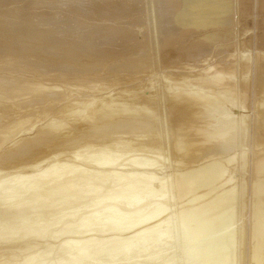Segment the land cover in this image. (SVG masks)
<instances>
[{"label": "bare ground", "instance_id": "6f19581e", "mask_svg": "<svg viewBox=\"0 0 264 264\" xmlns=\"http://www.w3.org/2000/svg\"><path fill=\"white\" fill-rule=\"evenodd\" d=\"M22 1L23 0H0V70H7V65L9 63H10V65H12V66L14 65L15 66L16 65L15 63H17L16 61H19V60L22 61L21 59H19V56L18 55H19V53H22L23 52L22 50H24V47L25 46L26 47L28 46V44H29L28 42H30V43L31 42H34L35 45L29 44L30 46H34V48L37 45H40L39 43H42L43 44L42 47L39 46L41 49L37 52V54H35V56H37V55L40 56V58H38V61H39V59H41V63H42L43 60H44V63H46V65H47V62L46 61H48L47 58L46 57L43 58L41 56L48 55V54H51L53 52L55 53V50L57 51V54H55V55H59L61 53V50L64 47V45L62 47V41L63 40H62L61 37H59L60 35L57 36L58 35L57 34V35L52 36V34H51L49 36V35H45L44 34L45 32L50 33L52 31V29H50L51 28V25L48 22L47 23L50 25V27L47 26L48 29H45L43 27L42 28L39 27L38 24H39V22H41V19H40L41 17H39V16H40V13H42V12H40V10L37 12V10L39 8L38 9L35 8V9H37L36 11H35V9H33L34 11L33 10L32 11H29L30 8L32 7V4L34 5V3H35V5H37L36 2L38 3V1L34 0V2L32 1V3H31V0H30V4L28 3L29 1L28 2L26 1L27 4H29V7H26L25 6V8L23 7V5L20 4ZM39 1H41V0H39ZM65 1L64 2L67 3V1H70V0H65ZM80 1H77V2L79 3ZM84 1H86V0H84ZM89 1L92 2L91 0H89ZM102 1H104V0H102ZM112 1H114V0H111V2ZM137 1H139V0H137ZM232 1H235V0H232ZM245 1L246 2H249L250 0H245ZM60 2H57L56 3L55 0H47V2L45 3V5H47V6L49 5L48 7H50V9L53 6L55 7V9H57V8L60 7V5L58 4ZM70 2H72V1H70ZM86 2H88V1H86ZM101 2H100V4H101ZM111 2L109 1L108 3H111ZM224 2H226V1L225 0H177V4H176V6H174V11H173V8H172L173 6L171 7V5H168L172 9V11H173L172 13L171 12L170 13L171 14H174V15H171V16H173L174 19H179L178 21H180V22H179V24L177 26V29L175 28V30H173V32L171 31L172 34L169 37H166L165 36L166 38L163 39V40L161 38V47L163 48V51H164V53L166 55V58L168 56H170L169 58L170 59L172 58V60H174V59L180 57L179 58V60H180L181 59V56L183 54H185V52L187 50V47L188 46L185 47V43L186 42H189L191 44V46H190L191 48L194 47L193 46L194 43L188 41L187 38L185 39V37L187 36L188 33H194V34L198 33L199 34L200 31H201V29L204 30L207 27H210V28L212 26H217L218 27V25H224V24L227 26L228 23H230L229 22V19H230L229 16L233 12V11H231V10H233V8H232L233 5L232 6L230 5L231 8H232L231 10H230V8L225 9V10L222 9L223 10L222 12H221V10H218V11L211 10V8L217 9L216 7L222 5ZM228 2L230 4V0ZM259 2H260L259 4H261L260 5L261 7L259 8L260 9V12L261 13L262 12L264 13V0H261ZM41 3H43V2L41 1ZM78 3H76V4L78 5ZM82 3H84V5H85V2L82 1ZM82 3H79L80 6H81ZM88 3H86L87 5H85V6H90V5L93 6L94 3H96V1L93 2V5L90 4V3H89L90 5H89ZM105 3H102V4H105ZM127 3H131V2H127ZM135 3H137V2H135ZM166 3H173V1L172 0H153L152 1L151 4L154 5L153 9H155L156 7L157 8L159 7L158 10H157V14H155L156 21H155V19H153L156 23L155 22H151V20H149L150 23H152V24H147L146 21H145V18L142 17V14H141V16H140V13H138L139 15L136 13L135 15H138V17L140 16L139 18H142V20L144 19L143 23L145 22L148 25V27H149V25L152 26L153 23H155V24H157V29H158L157 32L158 31L159 32L160 31H163L162 28L164 26V23H161L162 20L160 21L158 19L160 17V18H163V21H165L164 18L166 19V17H168V15H166L168 13L167 12H163L164 11V7L162 6L163 4L164 5H167ZM76 4L75 5L73 4L75 6V7L72 6L73 9H75L77 7H78L77 9H80V8L83 7V4H82V7L76 6ZM100 4L98 5V8H99ZM145 4H144V6H145ZM39 5H41V4H39ZM39 5H37L36 7H38ZM42 5H44V4H42ZM108 5L109 4H107V6ZM113 5H114V3H113ZM142 5L140 7H144ZM172 5H174V3ZM63 6H65V5L63 4ZM68 6H69V9L68 10H70V7L71 6L70 5H67V7ZM91 6L89 8H91ZM135 6H137V5L135 4ZM139 6H137V7L139 8ZM226 6H227V4H226ZM257 6H258V4H257ZM67 7H65V9ZM101 7H102V9L99 8L98 10H100V11L103 10L104 11L106 9V8H103V6H101ZM113 7L115 8V6H113ZM148 7H150V6H148ZM161 7H163V8H161ZM236 7L238 8V5ZM251 7L253 8V5ZM26 8H29V10H28L29 12L26 11V13H25L24 11H25ZM40 8H42V7H40ZM63 8L64 7H62V9ZM128 8H130V7H128ZM135 8H134V10L136 11ZM147 8H146V10H147ZM170 8H167V9L169 10ZM220 8H221V6H220ZM44 9H48V8H44ZM62 9H61V7L59 8L60 11ZM65 9H63V10L65 11ZM85 9H87V7H85ZM108 9H106V12L104 11V12H100V13L101 14L102 13L103 14L104 13H107V10ZM243 9H245L244 11L247 12L246 8L243 7ZM91 10L92 9H89V12ZM112 10H113V8H112ZM121 10L123 11V8ZM130 10L131 9H129L128 11L130 12ZM42 11H44V10H42ZM60 11H58V13ZM72 11L73 10L71 9V12L69 11V14L72 13ZM75 11H76V9H75ZM75 11L73 13L74 15L77 12V11L76 12ZM113 11H116L117 12L118 10L116 9V10H113ZM119 11H120V8H119ZM135 11H133V12H135ZM239 11H240V9H239ZM244 11H243V14H245ZM87 12L88 11H86L84 13H87ZM94 12H96V10ZM116 12H114V14ZM129 12H126V13H129ZM44 13L45 12H43V14ZM52 13L54 14V10L52 11ZM52 13H48L50 16H48L47 13H46L45 16L52 17L51 16ZM55 13H57V12H55ZM90 13H89V15H90ZM118 13L119 12H117L116 15H118ZM247 13H250V12H247ZM25 14H26V16H28L27 19L29 18L30 21H33V22L36 23V24L33 23L35 25V27H33V28H35V29H28L27 30L26 27L24 28L23 24H26V22H23L22 19H24V15ZM43 14H41V15H43ZM78 14H80V13H78ZM101 14L99 15V11H98V13L96 15H99V17H100V16H102ZM114 14H112V15H114ZM119 14H121V13H119ZM124 14H125V12L122 14V16ZM147 14H151V13H147ZM104 15L107 16V14H104ZM108 15H110V14H108ZM112 15L110 16L109 19H111ZM45 16H44V18H45ZM60 16H63L62 12H61ZM73 16H72V18H73ZM90 16H92V15H90ZM126 16L124 15L121 18H125ZM151 16H153V15H151ZM55 17H56V15H55ZM117 17L115 19L116 21L118 20ZM127 17H129V16H127ZM134 17H136V16H134ZM138 17H136V18H138ZM240 17H241V15H240ZM44 18H42V19L45 20L46 18L45 19ZM63 18H64V16L61 17V19H63ZM82 18L84 19V15H83ZM82 18L79 17L80 20ZM92 18H94V17H92ZM105 18H107V17H105ZM112 18L114 19V16ZM119 18H120V15H119ZM39 19H40V21H39ZM76 19H78V18L76 17ZM109 19H108V21H109ZM146 19L148 20L149 18H146ZM168 19H169V17H168ZM49 20L50 19H48V21ZM59 20H60L59 18L56 19L57 22ZM70 20L71 19L68 18V21H70ZM80 20H78V21H80ZM84 20H86V19H84ZM115 20H112V21L110 20L111 21L110 23H112ZM121 20H123V19H121ZM137 20L139 21V19H137ZM232 20H233V18H232ZM37 21H39V22H37ZM46 21H47V19L45 20V22ZM51 21H52V19H51ZM63 21L64 20H62V21L60 20L59 21L60 24ZM118 21H117V25H118ZM126 21H127V23H129L128 22L129 19L127 20V18H126ZM149 21H147V22H149ZM75 22H77V21H74V23ZM85 22H87V21H85ZM119 22H122V21H119ZM123 22H124V20H123ZM168 22H167L166 25L170 27V25L172 23L171 22L168 23ZM47 23H46V25H47ZM51 23H53V22H51ZM64 23H65V21H64ZM100 23L103 24L104 22H100ZM110 23L108 22L106 24H109L110 25ZM232 23H234V21L231 22V24ZM78 24H79V22H78ZM81 24L82 23H80V25ZM84 24L86 25V23H84ZM95 24L96 23H94V27L98 25L97 26L98 28L96 27L97 28L96 29V28H93L92 27L94 29L93 31H95V29L98 30V29L101 28V26L99 28V24H97V25H95ZM104 24H103V26H105ZM129 24H131V23H129ZM132 24H133V22H132ZM155 24H154V26H155ZM119 25L121 27H118V29L123 27L122 24H119ZM135 25H136V23H135ZM175 25H173L172 28ZM55 26H57V24ZM65 26H66V24H65ZM68 26H70V25H68ZM88 26L89 25L87 24L86 28ZM103 26H102L101 29H105V27L107 25L104 28H103ZM111 26H113V23L111 24ZM161 26H162V28L160 29ZM182 26H185V27H182ZM28 27H30V25ZM59 27L61 29L63 26L61 27V25H60ZM59 27H54V28H56L54 30L55 31L58 30ZM107 27H109V26H107ZM128 27H129V25H128ZM131 27H132V25L129 28H127V29H131ZM155 27H153V28H155ZM169 27H167V28H169ZM65 28H66V30H65V34H66L67 33L66 31H67V28L68 27H65ZM69 28L72 29V27H69ZM76 28H77V26H76ZM86 28L85 27L83 29L81 28L82 29L81 31L83 32L84 29H86ZM164 28L166 29V27H164ZM185 28H186V30H184ZM106 29L108 30V28H106ZM106 29L105 30H102L101 31V34H103L104 31H105V33L108 35L109 33H107V30ZM112 29H114V27ZM112 29L109 30V32L113 33L115 31V30H112ZM118 29H116V31H118ZM63 30H64V27H63ZM146 30H148V29H146ZM149 30H150V28H149ZM151 30H150V32H151ZM224 30H225V28H224ZM28 31L30 33H32V34L30 36L24 37L23 36L24 34L25 35H28L27 34ZM32 31H34L35 33H33ZM90 31H92V30H90ZM116 31H115V35L112 34V35H114L113 38L116 36L117 33H120L119 31L116 33ZM152 31H154V30H152ZM82 32H80V33H82ZM168 32L165 33V34L168 35ZM225 32H227V30ZM262 32H260V35L262 34ZM133 33L135 34L134 31H133ZM154 33H156V32H154ZM92 34L93 33L91 32V35ZM96 34H98V35L95 36V33H94V36L96 37V41H97V38L100 35V30ZM124 34H127V33L124 32ZM130 34H132L131 31H130L129 35L128 34L127 35L130 36ZM201 34H202V32H201ZM205 34H204V36H205ZM225 34H221L220 33V36L225 35ZM66 35L68 36L69 34L67 33ZM117 35L119 36V34H117ZM159 35L163 36L162 34H159ZM159 35L156 38H158ZM228 35H230V33ZM74 36H75V33H74ZM104 36H102V37H104ZM118 36H116V37H118ZM135 36L136 35H134L133 37H135ZM197 36H199V35H197ZM77 37L80 38L79 35ZM82 37H84V36L82 35ZM90 37H92L93 39H95V37H93V35L90 36ZM99 37H101V35ZM108 37L110 38L111 35H108L107 36V39H108ZM151 37L153 38V35ZM76 38H74V39H76ZM87 38H89L88 35H87ZM87 38L84 39V40L89 41ZM104 38H100V39L98 38V39L100 40V42L103 41V40H106L107 42H105V45H103V46H106V47L110 46L112 44L110 42H113L114 41L113 38H112L113 41L107 40L106 39V36ZM122 38H123V36H122ZM127 38H129V37H127ZM130 38H131V36H130ZM261 38H262L261 39L262 40L261 47L264 50V36L261 37ZM118 39H116L117 40V43H113V44H118ZM84 40H82V41H84ZM123 40H124V38H123ZM258 40H259V38H258ZM90 41H91V39H90ZM96 41L95 40L92 41V43H91L92 46H93V42L95 43ZM98 41H97V43H98ZM108 41H109L110 44L108 43ZM125 41H126V39L124 40V42ZM130 41L131 40H129L128 42H130ZM134 41H138V40H136V38H135ZM158 41H157V43H158ZM64 42H66V40ZM78 42H80V41L78 40ZM114 42H116V41H114ZM146 42H148V40ZM245 42H247V41H245ZM68 43L69 42L67 41L66 44L68 45ZM75 43L73 45H71V46H75ZM86 43L88 44L90 42H86ZM102 43H104V42H102ZM119 43H122L120 45L126 44V42L123 43L121 41H119ZM132 43H134V42L132 41ZM106 44H109V45L107 46ZM135 44L136 43H134V45ZM142 44H140V45L137 44V46L139 47ZM175 44L177 46H174ZM197 44L198 43H195L196 46H197ZM120 45L118 46V49L121 47ZM127 45H128V43H127ZM146 45H148V43H146ZM210 45L211 44H209L208 46L202 45V44L201 45H198L199 51L205 49L206 52H207V50H209L210 51L209 53H211ZM86 46H85V48H86ZM88 46L91 47L90 45H88ZM97 46H100V45H97ZM114 46L115 45H113V47ZM137 46H134V48H138ZM156 46H158V45H156ZM78 47L81 48L80 45H78ZM113 47H112V49L115 48V47L114 48ZM243 47H245V46L243 45ZM28 48H30V47H28ZM93 48H95V46H93ZM124 48H126V47H124ZM129 48L127 47V49H129ZM131 48H133V47H131ZM146 48H147V46H146ZM156 48H158V47H156ZM262 48H261V50H262ZM97 49L98 48L96 47V52H97ZM121 49L122 48H120L119 50H121ZM221 49L219 48V50H221ZM72 50H74V49H72ZM85 50H87V49H85ZM111 50H109V51H111ZM258 50H259V48H258ZM261 50L258 51V52H261V53L257 54L258 55V57H257L258 58V62H260L259 70H260V73L262 74L261 75L262 76V79H261L262 81L260 82V85L259 84L258 85L262 89V90L260 89V91H261L262 95L264 96V51L262 52ZM66 51H68V50H66ZM129 51H130V49H129ZM129 51H127V52H129ZM131 51H130V53H131ZM148 51H147V53H148ZM26 52H24V53H26ZM68 52H71L70 49H69ZM99 52H100V48H99ZM116 52L118 53L119 51H116V49H115V52L113 51V53H116ZM123 52H125V51H123ZM134 52H135V50H134ZM188 52H189V50H188ZM225 52H227V50H225ZM88 53H90V52H88ZM109 53L110 52H108V54ZM113 53H112V56H113ZM130 53H128V54H130ZM32 54L30 52V55H32ZM203 54H205V52ZM122 55H120V56H122ZM188 55H190V54H188ZM26 56H27V54H26ZM81 56H83V55H81ZM106 56H108V55H106ZM115 56H116V54H115ZM125 56L123 55L122 56V59H124ZM131 57H133V56H131ZM184 57H185V55H184ZM197 57H198V55H197ZM200 57H201V54H200ZM205 57L206 56H204V58ZM215 57H216V54H215ZM62 58H63V56H62ZM102 58H103V55H102ZM186 58L188 60L189 57H186ZM134 59H135V57H134ZM223 59H225V58H223ZM25 60H28V59L26 58ZM33 60H35V59H33ZM220 60H222V59L220 58ZM228 60H230V57H229ZM228 60L226 62H228ZM29 61H31V60H29ZM127 61H129V60H127ZM180 61H183V60H180ZM196 61H198L196 63L199 64V62L201 60L199 61V59H198ZM204 61H206V60H204ZM11 62H15V63L14 64H11ZM23 62L24 61H22V64H23ZM25 62H24V64H25ZM70 62H73V61H70ZM81 62H82V60H81ZM136 62H138V61H136ZM139 62H140L139 63V66H140V64L142 65V67L145 66V65H143V62L142 63H141V61H139ZM177 62H179V61H177ZM185 62H186V60H185ZM246 62L247 61H245V63ZM51 63H52V61H51ZM60 63H61V61H60ZM98 63H99V61H98ZM104 63H106V61ZM144 63H145V61H144ZM146 63H147V61H146ZM196 63H195V65H197ZM22 64H18L17 65L18 66V70L21 69L20 66ZM99 64H101V63H99ZM119 64H118V67H120ZM128 64H129V62H128ZM130 64H131V62H130ZM136 64H138V63H136ZM162 64H163V62H162ZM185 64H187V63H185ZM230 64H229V66H230ZM28 65H30V64H28ZM63 65H62V67H63ZM65 65H66V63H65ZM73 65H72V67H73ZM108 65H109V63H108ZM115 65H116V62H115ZM127 65H124V66H127ZM147 65L148 64H146V68H147ZM189 65H190V63H189ZM225 65H224V69H226L225 68ZM31 66L32 65H30V67ZM34 66H35L34 68H36L37 63ZM43 66H45V65H43ZM50 66H52V65H50ZM83 66H85V65H83ZM131 66L133 67L134 65H131ZM15 67H14V69H15ZM77 67H78V65H77ZM134 67H137V69H139L138 68V65L137 66H134ZM142 67L140 66V69H139L140 71L145 69V67H144V69H142ZM215 67H216V65H215ZM218 67H219V70L213 69L214 71H212V72H210L211 71L210 70L209 71V74L207 72L208 70L206 71V73H204V72H203V74L201 73L202 75L199 73L200 74L199 77L200 76L201 77L202 76H208V75H212V74L216 76L213 79L210 78L209 79L210 81L205 82L204 85L210 86V83L211 84L212 83L213 84L214 83L220 84V82L222 80L220 79V76H218V75H221L224 72H225L224 73L225 74L224 80H227V79L229 80L230 79V76L231 75H229V74L231 72L230 71L229 72H226L227 69L224 70V69H221L220 66H217V68ZM243 67H245V66H243ZM37 68H38V66H37ZM42 68L43 67L41 66L40 67V70H43ZM53 68H54V65H53ZM71 68H69V69H71ZM87 68L88 67H86V71H87ZM89 68H90V66H89ZM194 68H191V69H194ZM242 68H240V70H242ZM54 69H53V72H54ZM96 69H97V67H96ZM147 69H150L149 68V65H148V68ZM164 69H165V67H164ZM187 69H188V67H187ZM38 70H39V68H38ZM109 70H110V68H109ZM132 70L137 71V70H135L133 68H132ZM45 71H47V68H45ZM92 71H95V70H92ZM127 71H130L129 68H128ZM149 71L150 70H148V72ZM10 72H13V71L11 70ZM15 72H18V71H15ZM40 72L41 71H39V73ZM99 72H102V70H99ZM118 72H120V69L118 70ZM141 72H144V71H141ZM82 73H84V72H82ZM40 74L43 75L42 73H40ZM54 74H55V72H54ZM126 74H128V72ZM135 74L138 75V73H136V72H135ZM145 74H147V73H145ZM150 74H151V71H150ZM236 74H237V72H236ZM241 74L244 75V73H241ZM172 75L174 76V74H172ZM2 76H4V78ZM2 76H1L2 78H0V93L10 92L8 94H11L12 95V98L15 97V99H16L18 96H22V95L29 96L30 94L34 93V91H38L37 93L43 94V95H45V97L50 96V98H47V99H49V100L51 99L52 103L54 104L52 98L56 97V95L54 94L55 92H53L54 91L53 90V87H52V89H48V90H46L45 88H41V87H38L37 88V86L36 87L34 86V83L35 82L32 83V82H30V80L25 81V79H19V78H17L18 77L17 74H16L17 77H15V74H14V76H11V74H10L9 75L10 77H7L6 74H3ZM56 76H58V75H56ZM122 76H125L127 78H124ZM184 76H186V75H184ZM197 76H198V74H197ZM131 77L130 76H127V75H123V74L121 75V74H119V75H117L114 78L115 80L112 79L111 82H113V86H117L119 83H122V85H123V83H126L127 84V83L131 82V79L132 78L134 79V77H132V78ZM191 77H192V75H191ZM104 78H105V76H104ZM137 78L138 77L135 76V79L134 80H136ZM186 78H189V77L187 76ZM49 79H50V77H49ZM180 79H185V78L184 77L183 78L180 77ZM58 80L59 79H57V81L55 80L57 82V84H58ZM92 80H90V82ZM94 80H98V79L95 78ZM108 80H110V79H108ZM149 80H151V79H149ZM165 80L166 79L164 78V81ZM189 80H190V82H195V80L197 81V80H199V78H195L194 80H191V79H189ZM256 80H258V78ZM49 81H52V80H49ZM99 81H101V79H99ZM164 81L162 83H164ZM167 81H168V79H167ZM243 81H244V79H243ZM81 82H83V81H81ZM87 82H89V81H87ZM108 82H110V81H108ZM108 82H106L105 84H99L100 83L99 82V83H97V85H95V83H94V84H90L88 87L91 90H94L93 88H96L99 91L100 90H102V91L105 90L106 91V90H109L108 88L112 89L111 87H113L112 84L110 86L108 84ZM132 82H133V80H132ZM176 82H177V80H176ZM178 82H180V81H178ZM246 82L248 83V81H246ZM60 83H62V82H60ZM63 83H65V81ZM257 83H259V82H257ZM69 84H70V82L68 83V85ZM172 84H173V82L171 83V85ZM53 85H55V84H53ZM168 85H170L169 82H168ZM180 85L182 87L187 86V84H185V82L183 84L181 82L179 84V86ZM56 86H58V85H56ZM84 86H86V85H84ZM119 86H121V85H119ZM145 86H144V88H146ZM175 86H177V85L175 84ZM192 86L193 85H190V87H192ZM60 87H62V86H60ZM63 87H67V86H63ZM76 87L78 89V86H76ZM165 87H167V86H165ZM58 88L59 87H57V90H58ZM233 88L234 87H232V89H229L228 92H230V90H233ZM244 88H245V86H244ZM33 89H35V90L33 91ZM54 89H56V88H54ZM127 89H126V91L127 92L129 91V93H130V90H127ZM245 89H247V88H245ZM78 90H80V89H78ZM82 90H83V88H82ZM39 91H41V92H39ZM225 91H227V90H224L223 92H225ZM241 91H242V89H241ZM246 91H245L244 94H247ZM78 92H77V94H78ZM127 92H126V95H127ZM134 92H136V91L134 90ZM89 93H91V92H89ZM124 93L125 92L123 91V94ZM92 94H93V92H92ZM136 94L134 93V95H136ZM37 95L35 96V98L37 97ZM111 95H113V94H111ZM120 95H122V94H120ZM126 95H125L124 98L121 96L122 98H120L118 100L119 102L116 101L117 100V97H116V100L114 99L115 102H113L115 104H110V105L107 104V103H105V101H102V100H101L102 103L98 102L97 100H91V102H82V101L80 102L79 101V102H76V103H74V101H73L74 104H71V105H68L67 106V108L65 109L66 112H65V114L63 116L61 115L60 117H57L58 119L54 120V122H52L51 124L45 125V127L42 128L41 131H43V129H46V128H48V130L50 131V130H52V127L53 126H56L57 128H60V127H63L64 128V125L67 124V123H69V122H72V120L73 121L75 120V122L73 123V124H75V123H78L80 121V119H85L87 117H89L90 119H92V118H94V115L92 114L93 111L96 112L98 109H101V108H104V109L106 108V110H107V109H109V108L112 107L111 110L109 111L111 113L109 115H107V116H112V119H114V120L109 119V117H107V120H106L105 117H101V119L106 120L105 122H107V123H109L111 125L110 129L109 130H106L104 132V134L101 135V139L96 138L94 140L87 141L86 143H84V141L82 140L83 143H84V145L81 146V144H82L81 143V144L76 145L77 146L76 148L74 146L73 147L74 149H72L71 154H73L75 156L76 155L77 156H81L83 152L86 153V152H90L92 150H94L92 152L100 151V152L105 153V154H110L109 152L112 151V150L118 151L119 150V146L123 145V143H127V142L130 143L131 141H133V142L135 141L136 142L137 139L142 138L143 140H141V141H143L142 142L143 143V145H142L143 148L140 151H143V149H145L146 151H144V152H147L150 149L156 148L157 150L156 151H153V154H158L159 155L161 153V150H162V146H160V145H162V141H163L161 139L162 138V135L160 136L157 133V131H159V130L156 131V129H155L156 126H157L156 124H158V123H156V121L158 119V115L159 116H162L160 114L159 109L157 107H153L151 109L149 106H141L143 104H142V99H140V98H139V100H141V101L137 100V101H139L138 103H136V99L133 98L135 100V104L134 105H133V103L132 104L127 103V102L132 101L133 99H130L128 97L127 99L128 100L130 99V100L127 101V99H126L127 96ZM130 95L131 96H134L132 94H130ZM198 95H199V93L198 94L197 93H194V94L189 95V96L188 95H183V96H185V99L182 100V103L180 102V103L174 104L175 102L172 101L173 104H172V106H170V108H171L170 109L171 114L168 117H166V120L168 122V125L167 126H169L168 129L170 130L167 133V135H168L167 136V139H168L167 143L168 144H166V149H168L169 152L173 155V158L175 159L174 162H176L181 167H184L186 169L190 165H193V164H196V165L197 164H201L202 161H205V160L210 159V158H213V160L214 159H221V160L225 159V161H223V163H222V166L224 164L228 165L231 162L233 163V161L236 160L237 157H239V155L238 154L234 155L235 154L233 152L234 151V147H233L234 146V139H233L234 138V135H233V137L231 136L233 131H231L232 128H230L229 124H226L228 122V120L231 119V113H228V110L229 109L231 110V107H230L231 106L230 105V102L231 101L227 100L226 98H225L226 100L224 99L223 101H219L218 98H217L218 100H214L213 96H208L207 95V96H205V98H203L201 95H199V96ZM212 95H215V94H212ZM226 95H227V97L229 96L228 93H226ZM136 96H134V97H136ZM263 96H262V98H259V101L261 99V101L259 102V105H258L259 106V112H258V109H257V115L259 114L258 115L259 118L256 117L261 122L262 126L261 125L260 126L262 128H264V125H263L264 124V122H263L264 121V97ZM4 97H5V95H4ZM146 98H145V100H146ZM175 98H176V96H175ZM175 98H173V99H175ZM98 99H99V97H98ZM101 99H103V98H101ZM23 100H25V99L23 98L22 101ZM110 100H111V103H112V99H110ZM8 101H7V103H8ZM19 101H21V100H19ZM19 101L17 100V102H19ZM150 102H152V100H150ZM199 102H201V104H199ZM7 103H6V105H7ZM11 103H12V101L10 102V104ZM24 103H27V102H24ZM49 103L50 102L48 101V104ZM57 103H55V104H57ZM146 103L144 105H146ZM169 103L171 104V100H170ZM28 104L29 103H27L26 105H23V106H25L24 107L25 110L22 109L23 106H21V105H20L21 107L18 106L19 104H16L18 106L16 108H21V111H22L21 114L22 113L26 114V113L30 112L31 109L33 108V107L31 109L28 108L29 109L28 110L26 107L31 106V105H28ZM155 104H157V103H155ZM155 104L154 105L151 104V105L156 106ZM231 104H233V102H231ZM35 107H37V105H35ZM39 107H43V105H41ZM46 108H47V106H46ZM16 110H18V109H16ZM43 110H45V109H43ZM19 111L20 110H18V112ZM15 112H17V111H15ZM41 112H43V111H41ZM24 114H22V115H24ZM28 114H30V113H28ZM28 114H26V116L24 115L25 117L24 116L22 118L19 117L18 118L19 120L17 122L8 123V124L7 123L6 124L5 123H2V124H5V125H1L0 126V150H2L11 140L15 139L19 135L24 134L25 133V130H26L24 127H26V126L27 127H30L31 126V128L33 129L35 127V125L37 126V124H38V122H37V124H35L36 121H38V120L41 121V118H39V117H35V118L28 117L27 118V116H30ZM113 117H115V118H113ZM162 117H160V118L162 119ZM158 120H160V119H158ZM2 121H0V123ZM259 121H258V123L260 124ZM56 122H57V124H55ZM160 122H161V120H160ZM160 122H159V124H160ZM80 123H81V121H80ZM100 123H102V122H100ZM89 124H92V123L90 122ZM159 124H158V126H159ZM106 125H108V124H106ZM90 126H89L88 134H86L87 135L86 138H88V139H91L92 138V133H94L93 130H91L92 127H90ZM104 128H101V129H104ZM23 131H24V133H22ZM259 131H261V128L259 129ZM262 131H263V129H262ZM32 133H30V134H32ZM229 133H231V135H229ZM261 133H264V132H261ZM159 134H162V133H159ZM255 134L258 137L257 146L263 148L264 147V137H262L261 135L259 136L257 132ZM68 135H71V132H68ZM68 135H67L66 138H68L69 140L68 141H65V142H62L61 140H59V138L58 139L54 138L51 141H44V139H38L37 138L38 136L36 137V136H32V135L30 136L29 135V136H27V138H23V139H20L18 141V142L21 143V146H19L18 148L13 149L12 148L13 146H10V147H8V149H5L4 148L5 150L3 152L4 153L3 155H2V153H0L1 154L0 155V192L2 193V191H1L2 189H5L4 191L10 192V191H13L12 188H14V190L16 189V194L18 193L22 197L26 194V196H24L25 198H19L15 203H12V204H10L8 206L2 205V208L0 210V245L3 242H5L6 240H14V239H16L15 240V243H16V241L18 240L17 238H19L22 233L24 234V232L26 234L27 233H30V232H33V233H36L37 235H39V234L42 235L44 233L46 234V232H48V231H49L48 233H50V232H52V228L53 227H56L61 221H63V219L66 216H68L70 218L77 217V219L75 221L70 222V223L67 222L61 228H59L57 230L56 229L53 230V232H54L55 235H52L51 234V236H53L54 239H61V241L58 243V246H57L56 249H55V246H53V244L50 243V244H46L45 246L42 245V250H40V249L37 248L36 250H34V251H32V252L29 253L28 251L33 250L34 247H33V244H32V246H30L31 244L30 245L28 244V245H24L25 247L18 248L19 252L21 251L23 253V255H22L23 258H22V256L19 253H17V255L19 254L20 255L19 256L20 258H17V255L15 253H12L11 251H9V250H12V249H9L10 247L8 248V250H5V251H2L4 249L3 248L1 250L2 252H0V264H16L18 262V260H23V259L26 260L29 264H116V261H119L120 256H122V254H124V253H127L129 250H136L137 251V250L144 249V248L146 250H155L153 247H150V246L153 245V244L156 245V246H157V244L159 245V242L161 241L162 238H164L165 236L166 237H169L170 234L173 231H176L175 230L176 229V226L180 228V233L179 234H181V236L178 233H177L178 236L176 234L177 237H179V236L181 237V242H180V244L178 242V244L180 245V247L182 246V247H184V248L187 249V250H185L186 251L185 252L186 253L185 258L182 257V258H184V260L181 261L183 264H235L234 261H233L234 258L232 257L233 254L232 255H229V251L232 250V246H231L232 245V239L230 238V236L232 235V231H233L232 230L233 227H231V226H232V224L234 222L235 223L237 222V220H236L237 216H236L235 213H237L236 212V210H237V204L239 203L238 202V198H237L238 197V194L237 193L240 190L238 192H237V190H235V188L234 189H230V190H226V191L222 192V194L217 195V197H214L211 200L206 199V197H208V196L206 194L207 192H204L205 189L203 190V188L205 187L203 185L204 182L202 183V181L204 180V177L202 178L200 176L201 175L208 176L207 179H210V178L212 179L213 177H217V176H214V174L211 176L210 175L211 174L210 172L208 174H206V175H205V173L204 174L203 173L201 174L200 172L198 173V171H197L198 168L196 170H189V172L186 171L187 173H184L185 172V169H184V172H182L183 174L182 175L180 174V178L178 177L177 181L175 180L176 183L173 184V185H170V182H167V183L166 182H162L163 180H160V179L163 178V177H161L160 179H157L158 177L156 175H153V174L150 175L147 172H145L146 170H144V169H143L144 170L143 171L142 169L139 170V169H134V168L132 169L131 172H128V173L127 172L125 173L126 170L124 172H119V171H121L120 169H118L119 171H116V170H112L111 168H109V169L103 168V170L101 168H99V169H101V171L98 170V173H95L96 172L95 170H94L95 172L84 171V170H82V172L80 170H79L80 172L74 170L75 172H73L71 170L72 172L70 171L71 172L70 173L68 171V168L65 169V167H66L65 165L63 167H60L56 163L54 165V167H53V170L51 171V174H49V175H44V174H42V175L35 174L34 175V174H27L26 173L27 170H29L28 168L35 169V168L39 167L40 164L42 163V161H44V160L47 161V160H50V159H57L58 156H61L63 154L64 149H59V148H61L60 145L70 142L71 139H70V137ZM155 135L157 137H155ZM36 138H37V140L36 141H33ZM163 139H164V137H163ZM95 141H97V142H95ZM98 142H100V143H98ZM12 143H13V141H12ZM70 143H72V142H70ZM244 143H242V142L240 143L239 142L238 144H244ZM65 147H66V144H65ZM78 147H80V148L78 149ZM94 147H97V148H94ZM113 147H115V148H113ZM60 150H62V151H60ZM5 151H6V153H5ZM54 152L55 153L57 152V153L55 155H52V154H54ZM240 154H242V153H240ZM148 159H149L148 161H144L142 163L139 162L138 159H134V160H131V162H132L131 164H135L134 165L135 167L139 166L137 168H143L146 165L153 167L154 164H155L154 162H156V161H154L155 159H153V160H150L151 158H148ZM46 161H44V162H46ZM214 161H216V160H214ZM207 162L209 163V161H207ZM255 162H257V161H255ZM208 163H206V164H208ZM217 163H218V161H217ZM134 166H132V167H134ZM214 166H216V165H214ZM255 166H256V169H257V171L259 173L264 172V156H262V158L260 157V159L258 160V162H257V164ZM199 167H200V165H199ZM194 168H196V167H194ZM8 169H10L11 171L10 170L7 171ZM63 169H65L64 170V173H62L63 172ZM205 169L207 170L206 167H205ZM208 169H210V168H208ZM147 170H149V169H147ZM178 170H180V169H178ZM218 170L219 169H217L216 171H218ZM222 170L220 168V170L217 172V175L220 174L219 172H222ZM196 171H197V173H196ZM210 171H212V170H210ZM213 171L215 173V170H213ZM60 173H62V174H60ZM57 177H58V179H57ZM23 178L24 179H28L29 181L27 180L28 182L22 184L20 187H16V186L14 187L13 186L11 188L12 185L10 186V183H12V182L14 183L15 181H17L19 183V180H22ZM44 179H47V180H44ZM207 179H205V180H207ZM153 180L159 182V185H160L159 192H156L155 193V192L152 191L154 189L153 188L154 186H151V183L153 182ZM164 180H165V177H164ZM21 183H22V181H21ZM173 186L175 187V190L177 192V197H178L179 201H182V202L183 201L184 202L187 201L188 202V200H190L189 203H190V205H192V206H190L187 203L188 205L187 204L186 205L187 206H190V207L187 210L184 209L185 211L184 210L182 212L179 211L180 213H178V214H180V216L176 219V221H174V222H176V226L173 223V216L166 215L165 217H163V215L168 210H170V208L172 207V205L170 207L168 206V201L169 200L167 202L165 200L169 197L167 194H171L172 193ZM223 186H221L220 188H222ZM263 186H262V184H257L255 186V190H254L255 195L257 196L256 197L257 199L255 200V204H254V211H253V216L254 217H253L252 226H251L252 227V238H253V241H254V243L252 245V247H253V249H252L253 253H252V257H251L252 260L254 261L253 264H264V206H263L264 204H262V203H264V201L263 200H260V198H262L263 195L261 197L259 196V195H261L263 193V190H264L263 189ZM206 188H207V186H206ZM220 188L217 189V190H220ZM242 191H243V189H242ZM174 192L175 191H173V193ZM202 192H204V193H202ZM212 192H210V193H212ZM155 195L157 196V198L160 197L159 200H156L157 201L156 204H153V202H148V203H145V204H141L147 198H149L150 196L151 197H156ZM20 196H18V197H20ZM187 197H189V198L186 199ZM103 203H107V204L105 205V207H103V209H99L100 208L99 205H101ZM240 203H242V202H240ZM242 206H244V204ZM83 207L86 208L85 213H79L83 209ZM26 208H32V209H34L35 210V213H37V214H35L34 216L29 215L28 212L25 211ZM91 208L93 210H90ZM52 209H55V210H52ZM50 211H52V212H50ZM21 224H23V225H21ZM226 226H230V227H228L225 231L220 230L222 227H226ZM15 227H17V228H15ZM241 227L242 226H240V228ZM179 228H177V229H179ZM131 229H133V230L131 232H128ZM97 232H103V233H106V234L103 235V236L97 235V237H95V235H92L93 238L88 236V234L97 233ZM86 234H87V236H80V235H86ZM218 234L220 236H218ZM172 237H173V235H172ZM234 239H236V236L234 237ZM172 241H174V239ZM162 242H160V243H162ZM149 244H151V245H149ZM11 245L13 246V244H11ZM171 245L172 244H170L169 241H168L167 246L170 247ZM3 246H6V245H3ZM7 246H9V243H8ZM17 246H18V244H17ZM55 250H58V252H56L55 255L53 256V258L50 259L51 253H53V251H55ZM182 250H183V248H182ZM141 252H143V251H141ZM24 253H25V256H24ZM22 264H24V261H23Z\"/></svg>", "mask_w": 264, "mask_h": 264}, {"label": "rangeland", "instance_id": "374dc122", "mask_svg": "<svg viewBox=\"0 0 264 264\" xmlns=\"http://www.w3.org/2000/svg\"><path fill=\"white\" fill-rule=\"evenodd\" d=\"M27 1H29L28 3L30 4V0H23L20 4L21 5H23V7L25 8V6L26 7H29V4H27V2L25 3V2ZM32 1L34 2V0H31V3H32ZM36 1H38V3L36 2V4L37 5H39V4H44L45 5V3L47 2V0L45 1V0H41L43 3H41V1H39V0H36ZM61 1V2H60ZM65 1V0H64ZM63 0H55V2L57 3V2H60V3H58L59 5H60V7H61V9H62V7H64L63 9H65V7H67V5H70L71 7H70V10H68L69 9V6L65 9V11L62 9L61 11L59 10V8H57V9H55V7L53 8H51L50 9V7H48L47 5H39L38 7H36L37 5H35V3H34V5L32 4V9L30 8V10H29V8H26L25 9V13H26V11H32L33 9H35V8H39L38 10L37 9H35V11L37 10V12L40 10V12H42V13H40V16L39 17H41L40 19H41V22H39L40 21V19H39V21H37V22H39V27L40 28H45V29H48V27H50V25H51V28L50 29H52V31L50 32V33H48V32H45L44 34L45 35H51L52 34V36H54V35H57V36H59V37H61L62 38V47H63V45H64V47H63V49L61 50V53L59 54V55H55V54H57V51L55 50V53L53 52V53H51V54H48V55H43V56H41V57H43V58H47V60L48 61H46L47 62V65H46V63H44V60H43V62L41 63V59H39V61H38V58H40V56H35V54H37V52L41 49L39 46H43V44L42 43H39L40 45H37L35 48H34V46H30L29 44H31V45H35V43L34 42H28L27 44H28V46L26 47H24V50H22L23 52L22 53H19V59H21L22 61H26L25 62V64H24V62H23V64H22V61H20L19 59V61H16L17 63H15V62H11V64H16L14 67H15V69H14V67L12 66V65H10V63L7 65V70H0V78H4V76H2L3 74H6V76L7 77H10L9 75L11 74V76H14V74H15V77H17V78H19V79H25V81H27V80H30V82H32V83H34V86L36 87L37 86V88L38 87H41V88H45L46 90H48V89H52V87H53V92H55L54 94L56 95V97H54V98H52L53 99V102H54V104L52 103V101H51V99L49 100V99H47V98H50V96H47V97H45V95H43V94H40V93H37L38 91H34L35 89H33V91H34V93H32V94H30L29 96H26V95H22V96H18L16 99H15V97L14 98H12V95L11 94H8V93H10V92H5V93H0V95L2 96H0V98L2 99H0L1 101H0V121H2L1 123H0V126L1 125H5L6 123L8 124V123H14V122H17L19 119V117H23L24 115L26 116V114H28V113H30V114H28V115H30V116H27V118L28 117H31V118H35V117H39V118H41V121H36V123L35 124H37V122H38V124H37V126L35 125V127L32 129L31 128V126L30 127H24L26 130H25V133H24V131L22 132V133H24V134H22V135H19L18 137H16L15 139H13V140H11L4 148L5 149H8V147H10V146H13L12 148L13 149H16V148H18L19 146H21V143L20 142H18L20 139H23V138H27V136H38L37 138L38 139H44V141H51V140H53L54 138H56V139H58L59 138V140H61L62 142H65V141H68L69 139L68 138H66L67 137V135H68V132H71V135H68L69 137H70V142H72V143H70V142H68V143H65L66 144V147H65V144H62V145H60V147L61 148H59V149H64V151H63V154L61 155V156H58L57 157V159H50V160H44V161H46V162H44V161H42V163L40 164V166L39 167H37V168H35V169H31V168H28L29 170H27V174H40V175H42V174H44V175H49V174H51V171L53 170V167H54V165L57 163V165H59L60 167H63L64 165L66 166L65 167V169H67L68 168V171L70 172L71 170L73 171V172H75V171H78V172H82V170H84V171H91V172H95V173H98V170H100L101 171V169L103 170V168H105V169H109V168H111L112 170H116V171H119L118 169H120L121 171H119V172H124L125 170V173L127 172H131L132 171V169L134 168V169H144V170H146L145 172H147L148 174H150V175H156L158 178L157 179H160L161 177H163V178H161L160 180H163L162 182H170V185H173V184H175L176 183V181H177V179H178V177L180 178V174L182 175L183 173L182 172H184V169H185V172L184 173H187V172H189V170H196L197 168V171H198V173L200 172L201 174L203 173H205V175L206 174H208L209 172L211 173L210 175L212 176L213 174H214V176H217V177H213L212 179L210 178V179H207L208 178V176H204V175H201L200 177H204V180L202 181V183L204 182V188H203V190H204V192H207L206 194H207V196L208 197H206V199H208V200H211L212 198H214V197H217V195H220V194H222V192H224V191H226V190H230V189H234L235 188V190H237V194H238V204H237V210H236V212L237 213H235L236 214V216H237V218H236V220H237V222L235 223H233L232 224V226L231 227H233V231H232V235L230 236V238L232 239V250H230L229 251V255H232V257L234 258V263L235 264H253V260H252V253H253V251H252V249H253V247H252V245H253V243H254V241H253V238H252V221H253V211H254V204H255V200L257 199L256 197V195H255V192H254V190H255V186L257 185V184H262V186L264 185V172H261V173H259L258 171H257V169H256V164H257V162H258V160L260 159V157L262 158V156H264V147L262 148V147H258L257 146V140H258V137L256 136V132L258 133V135L260 136H262V137H264V133H261V132H264V128H262L261 126H262V124H261V122L259 121V114L257 115V109H258V112H259V102L261 101V99H260V101H259V98H262V93H261V91H260V82L262 81L261 79H262V74L260 73V70H259V65H260V62H258V55L257 54H259V53H261V52H258L259 50H261V43H262V38L261 37H263L264 36V13L262 12H260V5L261 4H259L260 2L259 1H261V0H250L249 2H246L245 0H235V1H232V0H230V4H229V0L227 1V0H225L226 2H224L222 5H220L221 6V8H220V6H218V7H216L217 9H215V8H211V10H213V11H218V10H221V12L223 11V10H225V9H228V8H230V10L233 8V10H231V11H233L231 14H230V16H229V18L231 19H229V22L230 23H228V25L226 26L225 24L224 25H218V27L217 26H212L211 28L210 27H207V28H205L204 30L203 29H201V31H200V33L198 34V33H196V34H194V33H188L187 34V36L185 37V39L187 38L188 39V41H190V42H192V43H194V47H190L191 46V44L189 43V42H186L185 43V47H187V50H186V52H185V54H183L182 56H181V59L180 60H183V61H180L179 60V58L180 57H178V58H176V59H174V60H172V58L170 59L169 57L170 56H168L167 58H166V55H165V53H164V51H163V48L161 47V38H162V40L163 39H165L166 37H169L171 34H172V32H173V30H175V28L177 29V26H178V24H179V22L180 21H178L179 19H174L173 18V16H171V15H174V14H171L173 11H174V6H176V4H177V0H172L173 1V3H174V5H172L173 3H166L167 5H162L163 7H164V11L163 12H167L168 14H166V15H168V17H169V19H168V17H166V19L164 18V20L165 21H163V18H160L159 17V19L158 20H162L161 21V23H164V26H163V28L164 27H166V29L164 28H162V26L160 27V29L162 28V30L163 31H158L157 32V24H155L156 22V19H155V14H157V10H158V8L155 10V9H153V7H154V5L153 4H151L152 3V1L153 0H139V1H137V0H114V1H112L111 2V0H104V1H100V0H91L92 2H90L89 0H86V1H88L90 4H92L93 5V2H95L96 1V3H94V5L93 6H91L88 2H86V1H84V0H70V1H72V2H70V1H67V3H65ZM77 1H80L79 3H82V1L83 2H85V5H87L86 3H88L90 6H91V8H89L90 6H85L84 5V3H82L83 4V7H82V4H81V6H80V4L77 2ZM111 2V3H108V2ZM143 1V2H142ZM40 2V3H39ZM64 2V3H63ZM75 2V3H74ZM100 2H101V4H100ZM106 2V3H105ZM121 2V3H120ZM127 2H131V3H127ZM133 2V3H132ZM135 2H137V3H135ZM238 2V3H237ZM242 2V3H241ZM23 3V4H22ZM71 3V4H70ZM76 3H78V5L76 4ZM102 3H105V4H102ZM113 3H114V5H113ZM118 3V4H117ZM137 5V6H139L140 4L142 5V6H144V4H145V6L144 7H140L139 6V8L137 7V6H135V4ZM235 5H234V4ZM244 3V4H243ZM247 3V4H246ZM63 4L65 5V6H63ZM76 4V6H79V7H82V8H80V9H77V8H75L76 9V11H75V9H73V7L72 6H74V5ZM100 4V6H99V8L100 9H102V7L101 6H103V8H106V9H108L107 10V13H104V14H107V16H105L103 13L101 14L100 12H106V9L103 11H100V10H98L99 8H98V5ZM107 4H109L108 6H107ZM111 4V5H110ZM150 4V5H149ZM226 4H227V6H226ZM257 4H258V6H257ZM97 5V6H96ZM153 5V6H152ZM168 5H171V7L173 8V11H172V9L168 6ZM232 6V8H231V6ZM238 5V8L236 7ZM253 5V8L251 7ZM13 6V5H12ZM47 6V7H46ZM95 6V7H94ZM112 6V7H111ZM113 6H115V8L113 7ZM136 8H135V7ZM148 6H150V7H148ZM235 6V7H234ZM34 7V8H33ZM40 7H42V8H40ZM75 7V6H74ZM85 7H87V9H85ZM97 7V8H96ZM128 7H130V8H128ZM147 8V10H146V8ZM152 7V8H151ZM163 7H161V8H163ZM170 8L169 10L167 9V8ZM223 7V8H222ZM243 7L244 8H246V10H247V12H250V13H247L246 11H244L245 9H243ZM44 8H48V9H44ZM84 8V9H83ZM94 8V9H93ZM96 8V9H95ZM112 8H113V10H118L117 12H119V13H121V14H119L118 13V15H116L117 14V12L116 11H113L112 10ZM119 8H120V11H119ZM123 8V11L121 10ZM134 8L136 9V11L134 10ZM139 10H138V9ZM151 8V9H150ZM242 8V9H241ZM250 8V9H249ZM252 8V9H251ZM44 10V11H42V10ZM71 9L73 10L72 11V13H70L72 16L74 15L73 13H74V11L76 12L75 13V15L73 16V18L75 19H73L72 18V16L69 14V11L71 12ZM89 9H92L90 12H89ZM126 9V10H125ZM129 9H131L130 10V12L128 11ZM223 9V10H222ZM239 9H240V11H239ZM48 10V11H47ZM54 10V14L56 15V17H55V15L52 13V11ZM60 11L59 13H58V11ZM81 10V11H80ZM96 10V12L98 13V11H99V15L101 14L102 16H100L99 17V15H96L97 13L96 12H94ZM98 10V11H97ZM111 10V11H110ZM125 10V11H124ZM160 10V9H159ZM168 10V11H167ZM236 12H235V11ZM242 10V11H241ZM28 11V12H29ZM34 11V10H33ZM68 11V12H67ZM83 11V12H82ZM86 11H88L87 13H84V12H86ZM133 11H135V12H133ZM139 11V12H138ZM151 11V12H150ZM156 11V12H155ZM243 11H244V13L245 14H243ZM27 12V13H28ZM43 12H45L44 14H43ZM55 12H57V13H55ZM61 12H62V14H63V16H64V18L63 19H61V17H63V16H60V14H61ZM65 12V13H64ZM94 12V13H93ZM110 12V13H109ZM114 12H116L115 14H114ZM125 12V16L127 15V16H129V17H125V18H121V17H123L122 16V14ZM126 12H129V13H126ZM155 12V13H154ZM171 12V13H170ZM46 13H47V15L48 16H50L48 13H52L51 14V16L52 17H47V16H45L46 15ZM68 15H67V14ZM78 13H80V14H78ZM84 13V14H83ZM89 13H90V15H92V16H90L89 15ZM138 14V13H140V16H141V14H142V17L143 18H145V21H146V23L147 24H152V23H150V21L149 20H151V22H155V23H153V27H155V28H153L151 25H149V27H148V25L144 22L143 23V21H144V19L142 20V18H139L138 17V15H135V14ZM147 13H151V14H147ZM154 13V14H153ZM235 13V14H234ZM242 13V14H241ZM41 14H43V15H41ZM59 14V15H58ZM79 16H78V15ZM84 15V19H86V20H84L82 17H83V15ZM108 14H110V15H108ZM112 14H114V15H112ZM251 14V15H250ZM54 15V16H53ZM66 15V16H65ZM87 15V16H86ZM89 15V16H88ZM95 15V16H94ZM112 15V17L114 16V19L111 17V19H109L110 18V16ZM119 15H120V18H119ZM151 15H153V16H151ZM238 15V16H237ZM240 15H241V17H240ZM246 15V16H245ZM44 16H45V18L47 19V21L45 22V18H44ZM59 16V17H58ZM71 16V17H70ZM82 16V17H81ZM118 16V17H117ZM134 16H136V17H138V18H136V17H134ZM236 16V17H235ZM27 17L28 16H26V14L24 15V19H22L23 20V22H26V24H23V26H24V28L26 27V29L28 30V29H35V28H33V27H35V25L33 24V23H35V22H33V21H30L29 20V18L27 19ZM76 17L78 18V19H76ZM79 17L80 18H82L81 20L79 19ZM92 17H94V18H92ZM105 17H107V18H105ZM116 17H117V19L119 20V21H122V22H119L118 20V25H117V21L115 20L116 19ZM153 17V18H152ZM42 18H44L45 20H43ZM60 19L61 21L62 20H64L65 21V23H64V21L63 22H61V24H60V20L57 22L56 21V19ZM68 18L69 19H71L70 21H68ZM92 18V19H91ZM102 18V19H101ZM126 18H127V20L129 19V23H131V24H129V23H127V21H126ZM146 18H149L148 20L146 19ZM171 18V19H170ZM232 18H233V20H232ZM249 20H248V19ZM48 19H50L49 21H48ZM51 19H52V21H51ZM54 19V20H53ZM67 19V20H66ZM108 19H109V21H108ZM121 19H123L124 20V22H123V20H121ZM137 19H139V21L137 20ZM141 19V20H140ZM153 19H155V21L153 20ZM239 19V20H238ZM78 20H80V21H78ZM112 20H115V21H113L112 23H113V26H111V24L112 23H110ZM175 20V21H174ZM242 20V21H241ZM245 20V21H244ZM28 21V22H27ZM44 21V22H43ZM53 22V23H51V22ZM67 21V22H66ZM74 21H77V22H75L74 23ZM85 21H87V22H85ZM94 21V22H93ZM107 21V22H106ZM126 21V22H125ZM138 21V22H137ZM142 23H141V22ZM147 21H149V22H147ZM171 22L172 24L170 25V27L169 26H167L166 24H167V22ZM234 21V23H232L231 24V22H233ZM240 21V22H239ZM244 21V22H243ZM43 22V23H42ZM50 24H48V23ZM71 22V23H70ZM73 22V23H72ZM78 22H79V24H78ZM98 22V23H97ZM100 22H106V23H110V25L109 24H104L105 26L107 25V26H109V27H105V26H103V24L102 23H100ZM132 22H133V24H132ZM168 22V23H169ZM46 23H47V25H46ZM55 23V24H54ZM64 23V24H63ZM78 25H77V24ZM80 23H82L81 25H80ZM84 23H86V25L84 24ZM94 23H96L95 25H97V24H99V28H100V26H101V28H102V26H103V28L105 27V29L106 28H108V30H107V33H109L108 35H111V37L109 38L108 37V39H107V34L105 33V31H104V33L103 34H101V31L102 30H105V29H98V30H96L98 27V25L97 26H95L94 27ZM116 23V24H115ZM127 23V24H126ZM135 23H136V25H135ZM139 23V24H138ZM141 23V24H140ZM28 24V25H27ZM36 24V23H35ZM54 24V25H53ZM57 24V26H55ZM59 24V25H58ZM63 24V25H62ZM65 24H66V26H65ZM74 24V25H73ZM87 24L89 25L87 28H86V26H87ZM115 24V25H114ZM119 24H122L123 25V29L122 28H119L118 29V27H121ZM127 26H126V25ZM154 24H155V26H154ZM176 24V25H175ZM30 25V27H28ZM53 25V26H52ZM61 25V27L63 26L64 27V30H63V27L60 29V26ZM68 25H70V26H68ZM84 25V26H83ZM126 27H125V26ZM128 25H129V27L132 25V27H131V29H127V28H129L128 27ZM173 25H175L173 28H172V26ZM233 25V26H232ZM48 26V27H47ZM76 26H77V28H76ZM142 26V27H141ZM224 26V27H223ZM47 27V28H46ZM54 27H59V31L58 30H54V29H56V28H54ZM65 27H68L67 28V33L70 35H66L65 34V30H66V28ZM69 27H72V29H70ZM86 28V29H84V31L82 32L81 30L83 29V28ZM90 27V28H89ZM96 28L95 29V31H93L94 29L93 28ZM114 27V29H112V28ZM138 29H137V28ZM152 27V28H151ZM167 27H169V28H167ZM182 27H185V26H182ZM215 27V28H214ZM228 27V28H227ZM233 27V28H232ZM82 28V29H81ZM92 28V29H91ZM148 29L149 30V28H150V30L152 29V30H154V31H152L151 30V32H150V30L148 31V30H146V29ZM172 28V29H171ZM214 28V29H213ZM217 28V29H216ZM224 28H225V30H224ZM115 30L116 31V29H118V31L120 32V33H117L118 31H116V33L117 34H119V36L121 37H119L117 34H116V36H118V37H114L113 38V36L115 35V31L113 32V33H111V32H109V30ZM121 29V30H120ZM126 29V30H125ZM134 29V30H133ZM171 29V30H170ZM188 29V28H187ZM212 29V30H211ZM219 29V30H218ZM61 30V31H60ZM63 30V31H62ZM72 30V31H71ZM75 30V31H74ZM86 30V31H85ZM90 30H92V31H90ZM99 30H100V35H101V37H99L98 36V38L100 39V38H104L105 36H106V39L107 40H109V41H116V42H110V43H117V40L116 39H118V44L120 45V44H122V43H119V41H121V42H123V43H125L126 42V44H124V45H120L121 47L120 48H122L121 50H119L118 49V44H113V45H115L114 47H113V45L111 44L110 46H108L110 43H109V41H108V43L109 44H106L108 47H106V46H103V45H105V42H107L106 40H103V41H101L100 42V40L97 38V41H98V43H97V41H96V37L95 36H97L98 34H96L97 32H99ZM142 30V31H141ZM170 32H168V31ZM183 30V29H182ZM184 30H186V28L184 29ZM227 30V32H225ZM123 31V32H122ZM130 31L132 32V34H130V36H131V38H130V36H128L129 35V33H130ZM133 31L135 32V34L133 33ZM172 31V32H171ZM190 31V30H189ZM215 31V32H214ZM219 31V32H218ZM224 33H223V32ZM263 31V32H262ZM33 33H35L34 31H32ZM71 32V33H70ZM80 32H82V33H80ZM91 32L93 33L92 35H93V37H95V39H93L92 37H90V36H92L91 35ZM124 32H126L127 34H124ZM154 32H156V33H154ZM168 32V35L167 34H165V33H167ZM201 32H202V34H201ZM212 32V33H211ZM232 32V33H231ZM260 32H262V34L260 35ZM74 33H75V36L77 37L78 35L80 36V38L79 37H75L74 36ZM88 33V34H87ZM90 33V34H89ZM94 33H95V36H94ZM123 35H122V34ZM144 33V34H143ZM165 35H164V34ZM205 34V36H204V34ZM220 33L221 34H225V35H222V36H220ZM230 33V35H228ZM28 35H23L24 37H27V36H30L32 33H30L29 31H28V33H27ZM77 34V35H76ZM88 35V37L89 38H87V35ZM112 34H114V35H112ZM156 34V35H155ZM159 34H162L163 36H161V35H159ZM191 34V35H190ZM209 34V35H208ZM215 34V35H214ZM82 35L84 36V37H82ZM90 35V36H89ZM105 35V36H104ZM134 35H136L135 37H133ZM149 35V36H148ZM153 35V38L151 37ZM159 35V39L158 38H156L157 36ZM189 35V36H188ZM194 35V36H193ZM197 35H199V36H197ZM201 35V36H200ZM236 35V36H235ZM102 36H104V37H102ZM122 36H123V38H124V40L126 39V41L124 42V40H123V38H122ZM126 36V37H125ZM166 36V37H165ZM215 36V37H214ZM220 36V37H219ZM229 36V37H228ZM89 40V41H86V40H84V39H86V38ZM127 37H129V38H127ZM149 37V38H148ZM190 37V38H189ZM207 37V38H206ZM222 37V38H221ZM226 37V38H225ZM74 38H76V39H74ZM112 38H113V40H112ZM116 38V39H115ZM135 40V38H136V40H138V41H134L133 39ZM138 38V39H137ZM145 38V39H144ZM156 38V39H155ZM193 40H192V39ZM198 38V39H197ZM203 38V39H202ZM216 38V39H215ZM221 38V39H220ZM233 38V39H232ZM258 38H259V40H258ZM68 39V40H67ZM90 39H91V41H90ZM105 39V38H104ZM121 39V40H120ZM128 39V40H127ZM155 39V40H154ZM190 39V40H189ZM197 39V40H196ZM216 41H215V40ZM224 39V40H223ZM66 40V42H64ZM76 42H74V41ZM77 40V41H76ZM78 40L81 42H78ZM82 40H84V41H82ZM96 41L95 43L93 42V46H95V48H93V46H92V41ZM129 40H131L130 42H128ZM148 40V42H146ZM158 41V43H157V41ZM223 40V41H222ZM229 40V41H228ZM257 40V41H256ZM67 41L69 42L68 43V45L66 44L67 43ZM75 43V46H71V45H73L74 43ZM132 41L134 42V43H136L135 45H134V43H132ZM144 41V42H143ZM156 41V42H155ZM187 41V40H186ZM196 41V42H195ZM202 41V42H201ZM231 41V42H230ZM245 41H247V42H245ZM85 42V43H84ZM86 42H90V43H86ZM102 42H104V43H102ZM140 42V43H139ZM155 42V43H154ZM244 42V43H243ZM258 44H257V43ZM78 43V44H77ZM80 43V44H79ZM127 43H128V45H127ZM143 43V44H142ZM146 43H148V45H146ZM157 43V44H156ZM195 43H198L197 44V46L195 45ZM205 43V44H204ZM243 43V44H242ZM246 43V44H245ZM85 44V45H84ZM137 44L138 45H140V44H142L141 46H137ZM189 44V45H188ZM206 45V46H208L209 44H211L210 45V50H211V53H209L210 51L209 50H207V52H206V50L204 49V50H201V51H199V47H198V45ZM208 44V45H207ZM77 45V46H76ZM78 45H80L81 46V48L80 47H78ZM87 45V46H86ZM88 45H90L91 47H89ZM97 45H100V46H97ZM117 45V46H116ZM127 45V46H126ZM132 45V46H131ZM156 45H158V46H156ZM221 45V46H220ZM243 45L245 46V47H243ZM85 46H86V48H85ZM126 47V48H124V47ZM134 46H137L138 48H134ZM146 46H147V48H146ZM153 46V47H152ZM174 46H177L176 44L174 45ZM28 47H30V48H28ZM77 47V48H76ZM96 47L98 48L97 49V52H96ZM112 47L114 48V49H112ZM127 47L130 49V51H131V53H130V51H129V49H127ZM131 47H133V48H131ZM152 47V48H151ZM156 47H158V48H156ZM161 47V48H160ZM196 47V48H195ZM222 50H219V48ZM225 47V48H224ZM239 47V48H238ZM89 48V49H88ZM99 48H100V52H99ZM142 48V49H141ZM154 48V49H153ZM190 48V49H189ZM212 48V49H211ZM217 48V49H216ZM232 48V49H231ZM258 48H259V50H258ZM32 49V50H31ZM36 49V50H35ZM68 50L69 51V49H70V51L71 52H68V51H66V50ZM72 49H74V50H72ZM85 49H87V50H85ZM112 49V50H111ZM115 49H116V51H121L120 53L118 52H116V53H113V51L115 52ZM124 49V50H123ZM27 52H26V51ZM31 50V51H30ZM34 50V51H33ZM53 50V49H52ZM83 50V51H82ZM93 50V51H92ZM102 50V51H101ZM109 50H111V51H109ZM129 51V52H127V51ZM134 50H135V52H134ZM149 50V51H148ZM188 50H189V52H188ZM191 50V51H190ZM194 50V51H193ZM225 50H227V52H225ZM64 51V52H63ZM75 51V52H74ZM90 52V53H88V52ZM92 51V52H91ZM123 51H125V52H123ZM139 51V52H138ZM143 51V52H142ZM147 51H148V53H147ZM220 53H218V52ZM224 51V52H223ZM262 52L264 51L263 50V48H262V50H261ZM24 52H26V53H24ZM30 52H31V54L34 56H32V55H30ZM82 52V53H81ZM86 52V53H85ZM94 52V53H93ZM103 52V53H102ZM108 52H110L109 54H108ZM113 53V56H112V53ZM141 52V53H140ZM196 52V53H195ZM201 54V57H200V54ZM205 52V54H203ZM24 53V54H23ZM107 53V54H106ZM125 56V58L124 59H122V54ZM128 53H130V54H128ZM143 53V54H142ZM164 53V54H163ZM192 53V54H191ZM26 54H27V56H26ZM67 56H66V55ZM115 54H116V56H115ZM188 54H190V55H188ZM215 54H216V57H215ZM29 55V56H28ZM50 55V56H49ZM54 57H53V56ZM81 55H83V56H81ZM94 55V56H93ZM102 55H103V58H102ZM106 55H108V56H106ZM120 55H122V56H120ZM165 55V56H164ZM184 55H185V57H184ZM192 55V56H191ZM197 55H198V57H197ZM219 55V56H218ZM24 56V57H23ZM59 56V57H58ZM62 56H63V58H62ZM79 56V57H78ZM88 56V57H87ZM92 56V57H91ZM119 56V57H118ZM131 56H133V57H131ZM138 56V57H137ZM161 56V57H160ZM204 56H206L205 58H204ZM22 57V58H21ZM30 59H29V58ZM33 57V58H32ZM63 59H61V58ZM86 57V58H85ZM134 57H135V59H134ZM142 57V58H141ZM184 57V58H183ZM186 57H189L188 58V60H187V58ZM193 57V58H192ZM229 57H230V60H228L229 59ZM28 59V60H25V59ZM32 58V59H31ZM37 58V59H36ZM51 58V59H50ZM90 58V59H89ZM108 58V59H107ZM120 58V59H119ZM130 58V59H129ZM192 58V59H191ZM204 60H206V61H204ZM208 58V59H207ZM220 58L222 59V60H220ZM223 58H225V59H223ZM228 58V59H227ZM245 58V59H244ZM33 59H35V60H33ZM76 59V60H75ZM186 60V62H185V60ZM199 59V64H197L196 62H198V61H196V60H198ZM29 60H31V61H29ZM81 60H82V62H81ZM86 60V61H85ZM120 62H119V61ZM127 60H129V61H127ZM138 61V62H136V61ZM166 60V61H165ZM228 60V62H226ZM38 61V62H37ZM51 61H52V63H51ZM54 61V62H53ZM58 61V62H57ZM60 61H61V63H60ZM70 61H73V62H70ZM98 61H99V63H101V64H99L98 63ZM106 61V63H104V62ZM139 61H141V63L143 62V65H145V66H143L142 67V65L140 64V66L142 67V69H144V67H145V69L144 70H141V71H144L145 73H147V74H145L144 72H141L139 69H140V66H139ZM144 61H145V63H144ZM146 61H147V63H146ZM150 61V62H149ZM177 61H179V62H177ZM194 61V62H193ZM204 61V62H203ZM245 61H247L246 63H245ZM28 62V63H27ZM31 62V63H30ZM34 62V63H33ZM57 62V63H56ZM87 62V63H86ZM115 62H116V65H115ZM125 62V63H124ZM128 62H129V64H128ZM130 62H131V64H130ZM162 62H163V64H162ZM193 62V63H192ZM216 62V63H215ZM37 63V66H38V68H39V70H38V68H37V66H36V68H34L35 66V64ZM59 63V64H58ZM65 63H66V65H65ZM78 65V67H77V65ZM79 63V64H78ZM104 65H103V64ZM108 63H109V65H108ZM114 63V64H113ZM120 63V64H119ZM136 63H138V64H136ZM185 63H187V64H185ZM189 63H190V65H189ZM195 63L199 66H197V65H195ZM227 65H225V64ZM231 63V64H230ZM245 63V64H244ZM18 64H22L21 66H20V68L21 69H19L18 70ZM28 64H30V65H32L31 67H30V65H28ZM57 64V65H56ZM64 64V65H63ZM74 64V65H73ZM111 64V65H110ZM118 64H119V66L120 67H118ZM128 64V65H127ZM136 64V65H135ZM146 64H148L149 65V68L150 69H147L148 68V65H147V68H146ZM162 64V65H161ZM194 64V65H193ZM229 64H230V66H229ZM244 64V65H243ZM10 65V66H9ZM43 65H45V66H43ZM50 65H52V66H50ZM53 65H54V68L56 69H54L53 68ZM62 65H63V67H62ZM72 65H73V67H72ZM83 65H85V66H83ZM92 65V66H91ZM99 65V66H98ZM103 65V66H102ZM123 65V66H122ZM124 65H127V66H124ZM131 65H134V66H137L138 65V68L139 69H137V67H132ZM164 65V66H163ZM189 65V66H188ZM214 65V66H213ZM215 65H216V67H215ZM224 65H225V68L227 69H224ZM27 66V67H26ZM43 67L42 69L43 70H40V67ZM48 66V67H47ZM58 66V67H57ZM65 66V67H64ZM89 66H90V68H89ZM102 66V67H101ZM116 66V67H115ZM181 66V67H180ZM191 66V67H190ZM193 66V67H192ZM217 66H220L221 67V69H224V70H226V72H231L229 75H231L230 76V79L228 80H224V78H225V72L224 73H222L221 75H218V76H220V79L222 80L221 82H220V84H217V83H210V86H206V85H204L205 84V82H207V81H210L209 79L210 78H214V77H216L215 75H208V76H200L199 77V75L202 73L203 74V72L204 73H206V71L208 72V74H209V71L210 72H212V71H214L213 69H217V70H219V67L217 68ZM243 66H245V67H243ZM248 66V67H247ZM9 67V68H8ZM33 67V68H32ZM60 67V68H59ZM74 69H72V68ZM76 67V68H75ZM86 67H88L87 68V71H86ZM96 67H97V69H96ZM125 69H124V68ZM164 67H165V69H164ZM187 67H188V69H187ZM195 67V68H194ZM245 69H243V68ZM248 69H247V68ZM45 68H47V71H45ZM67 68V69H66ZM69 68H71V69H69ZM79 70H78V69ZM102 68V69H101ZM108 68V69H107ZM109 68H110V70H109ZM128 68H129V70L130 71H127L128 70ZM132 68L133 69H135V70H137V71H134V70H132ZM191 68H194V69H191ZM229 68V69H228ZM240 68H242V70H240ZM252 68V69H251ZM258 68V69H257ZM53 69H54V72H55V74L56 75H58V76H56L55 74H54V72H53ZM89 69V70H88ZM91 69V70H90ZM120 69V72H118V70ZM13 71V72H10V71ZM52 70V71H51ZM58 70V71H57ZM92 70H95V71H92ZM98 70V71H97ZM99 70H102V72H99ZM108 70V71H107ZM140 72H139V71ZM146 70V71H145ZM148 70H150L151 71V74H150V71L148 72ZM244 70V71H243ZM259 70V71H258ZM8 71V72H7ZM15 71H18V72H15ZM39 71H41L40 73H42L43 75H41L40 73H39ZM71 71V72H70ZM76 71V72H75ZM97 71V72H96ZM125 71V72H124ZM133 71V72H132ZM10 72V73H9ZM15 72V73H14ZM36 72V73H35ZM53 72V73H52ZM74 74H73V73ZM82 72H84V73H82ZM128 72V74H126ZM135 72L136 73H138V75L137 74H135ZM236 72H237V74H236ZM248 72V73H247ZM258 72V73H257ZM46 73V74H45ZM144 73V74H143ZM155 73V74H154ZM171 73V74H170ZM200 73V74H199ZM241 73H244V75H242ZM16 74H17V76H16ZM64 76H63V75ZM101 74V75H100ZM119 74H123V75H127V76H132V77H134V79H135V76H137L138 78L136 79V80H134L132 77V79H131V82H129V83H123V85H122V83H119L117 86H113V82H111V80L112 79H114L117 75H119ZM131 74V75H130ZM140 74V75H139ZM172 74H174V76L172 75ZM197 74H198V76H197ZM201 74V75H202ZM48 75V76H47ZM51 75V76H50ZM56 77H55V76ZM62 75V76H61ZM77 75V76H76ZM108 77H107V76ZM111 75V76H110ZM116 75V76H115ZM168 75V76H167ZM173 77H172V76ZM181 78H185V79H180V77ZM184 75H186V76H184ZM190 75V76H189ZM191 75H192V77H191ZM228 75V76H229ZM2 76V77H1ZM22 76V77H21ZM73 76V77H72ZM104 76H105V78H104ZM140 76V77H139ZM155 76V77H154ZM164 76V77H163ZM167 76V77H166ZM177 78H176V77ZM189 77V78H186V77ZM197 76V77H196ZM227 76V77H228ZM243 76V77H242ZM258 76V77H257ZM21 77V78H20ZM43 77V78H42ZM49 77H50V79H49ZM70 79H69V78ZM72 77V78H71ZM78 79H76V78ZM88 77V78H87ZM90 77V78H89ZM122 77H124V78H127V77H125V76H122ZM163 77V78H162ZM170 77V78H169ZM242 79H241V78ZM246 77V78H245ZM38 78V79H37ZM45 78V79H44ZM61 78V79H60ZM65 78V79H64ZM81 78V79H80ZM87 78V79H86ZM98 79V80H94V79ZM104 78V79H103ZM164 78L166 79L165 81H164ZM176 82V80H177V82L175 83L172 79ZM179 78V79H178ZM195 78H199V80H195V82H190V80L189 79H191V80H194ZM258 78V80H256ZM6 79V78H5ZM37 79V80H36ZM57 79H59L58 80V84H57ZM69 79V80H68ZM93 79V80H92ZM99 79H101V81H99ZM108 79H110V80H108ZM149 79H151V80H149ZM167 79H168V81H167ZM243 79H244V81H243ZM246 79V80H245ZM35 80V81H34ZM49 80H52V81H49ZM56 80V81H55ZM62 80V81H61ZM80 80V81H79ZM89 81V82H87V81ZM90 80H92L91 82H90ZM103 80V81H102ZM115 80V79H114ZM132 80H133V82H132ZM162 80V81H161ZM170 80V81H169ZM62 82V83H60V82ZM65 81V83H63ZM81 81H83V82H81ZM96 81V82H95ZM108 82V81H110V82H108V84L111 86V84H112V86L113 87H111L112 89H110V88H108L109 90H104V91H102V90H98V89H96V88H93L94 90H91L88 86L90 85V84H94L95 83V85H97V83H99V84H105L106 82ZM158 81V82H157ZM164 81V83H162ZM178 81H180V82H178ZM185 82V84H187V86H185V87H182L181 85L179 86V84L182 82V84ZM189 81V82H188ZM246 81H248V83L246 82ZM29 82V81H28ZM40 84H38V83ZM70 82V84L68 85V83ZM87 82V83H86ZM103 82V83H102ZM154 82V83H153ZM157 82V83H156ZM168 82L170 83V85H171V83L173 82V84L170 86V85H168ZM199 82V83H198ZM257 82H259V83H257ZM73 83V84H72ZM79 83V84H78ZM83 83V84H82ZM86 83V84H85ZM193 83V84H192ZM38 84V85H37ZM53 84H55V85H53ZM88 84V85H87ZM116 84V83H115ZM150 84V85H149ZM175 84L177 85V86H175ZM200 84V85H199ZM204 86H203V85ZM248 84V85H247ZM259 84V85H258ZM56 85H58V86H56ZM62 86V87H60V86ZM75 85V86H74ZM84 85H86V86H84ZM108 85V86H109ZM119 85H121V86H119ZM146 85V86H145ZM190 85H193L192 87H190ZM213 85V86H212ZM49 86V87H48ZM51 86V87H50ZM56 86V87H55ZM63 86H67V87H63ZM76 86H78V89H80V90H78L77 89V87ZM93 86V85H92ZM144 86L146 87V88H144ZM148 86V87H147ZM165 86H167V87H165ZM198 86V87H197ZM206 86V87H205ZM221 86V87H220ZM241 86V87H240ZM244 86H245V88H247V89H245L244 88ZM57 87H59L58 88V90H57ZM178 87V88H177ZM200 87V88H199ZM232 87H234L233 88V90H230V92H228L229 91V89H232ZM54 88H56V89H54ZM82 88H83V90H82ZM86 88V89H85ZM128 88V89H127ZM170 88V89H169ZM177 88V89H176ZM249 88V89H248ZM257 88V89H256ZM44 89V90H45ZM121 89V90H120ZM126 89L127 90H130V93H129V91L127 92L126 91ZM168 89V90H167ZM216 89V90H215ZM241 89H242V91H241ZM97 90V91H96ZM116 90V91H115ZM134 90L136 91V92H134ZM224 90H227V91H225V92H223ZM247 90V91H246ZM262 90V89H261ZM71 91V92H70ZM79 91V92H78ZM81 91V92H80ZM123 91L125 92L124 94L126 95V92H127V97H126V99L129 97L130 99H136V103H138L139 101H141V100H139V98L140 99H142V104L143 105H141V106H149L151 109L153 108V107H157L158 109H159V111H160V114L163 116H159L158 115V119H160L161 120V122H160V120H158L157 119V121H156V123H158L159 124V122H160V124H159V126H158V124H156L157 126H156V131L157 130H159V131H157V133H158V135H162V145H160V146H162V150H161V153L158 155V154H153V151H156L157 149L156 148H153V149H150V150H148L147 152H144V151H146L145 149H143V151H140V150H142V145H143V141H141V140H143L142 138H139V139H137L136 140V142L134 141H131L130 143L129 142H127V143H123V145H121V146H119V150L118 151H114V150H112V151H110L109 153L110 154H105V153H102V152H100V151H95V152H92V151H94V150H92V151H90V152H86V153H82V155L81 156H75V155H73V154H71V152H72V149H74L73 147L75 146V148L77 147L76 145H78V144H81V146L82 145H84V143H86L87 141H91V140H94V139H96V138H98V139H101V135H103L104 134V132L106 131V130H109L110 129V127H111V125L109 124V123H107V122H105L106 120H107V117H109V119H111V120H114V119H112V116H107V115H109L111 112H109L110 110H111V108H109V109H107L106 110V108L104 109V108H101V109H98L96 112L95 111H93L92 112V114L94 115V118H92V119H90L89 117H87V118H85V119H80V121H81V123H80V121L78 122V123H75V124H73L74 122H75V120L73 121L72 120V122H69V123H67V124H65L64 125V128L63 127H60V128H57L56 126H53L52 127V130H48V128H46V129H43V131H41L42 130V128H44L45 127V125H47V124H51L52 122H54V120H56V119H58L57 117H60L61 115L63 116L64 114H65V109L67 108V106L68 105H71V104H74V103H76V102H91V100H97L98 102H100V103H102V101H105V103H107V104H115V103H113V102H115V100H116V97H117V100L116 101H118L120 98H124L125 97V95L123 94ZM199 91V92H198ZM233 91V92H232ZM245 91L247 92V94H244L245 93ZM258 91V92H257ZM39 92H41V91H39ZM77 92H78V94H77ZM83 92V93H82ZM89 92H91V93H89ZM92 92H93V94H92ZM122 92V93H121ZM139 92V93H138ZM179 92V93H178ZM204 92V93H203ZM71 93V94H70ZM118 93V94H117ZM122 94V95H120V94ZM134 93L137 95H134ZM141 93V94H140ZM194 93H199V95H201L203 98H205V96H213V98H214V100H218L219 99V101H223L225 98L227 99V100H229V101H231V102H233V104H231V102H230V107H231V110L229 109L228 110V113H231V119L230 120H228V122L226 123V124H229V126H230V128H232V130L231 131H233L232 132V135H231V133H229V135H231L232 137H233V135H234V155H236V154H238L239 155V157H237V159L236 160H234L233 161V163L231 162V163H229L228 165H226V164H224L223 166H222V163H223V161H225V159H223V160H221V159H214V160H216V161H214L213 160V158H210V159H207V160H205V161H202V163L201 164H193V165H190V166H188L187 167V169L186 168H184V167H181L179 164H177L176 162H174L175 161V159L173 158V155L169 152V150L168 149H166V144H168L167 143V141H168V139H167V133L170 131L168 128H169V126H167L168 125V122H167V120H166V117H168L170 114H171V111H170V106H172V101H174L175 103L174 104H176V103H182V100H184L185 99V96H183V95H192V94H194ZM211 93V94H210ZM226 93H228V97H227V95H226ZM257 93V94H256ZM38 94V95H37ZM75 94V95H74ZM111 94H113V95H111ZM130 94H132V95H134V96H136V97H134V96H131ZM212 94H215V95H212ZM4 95H5V97H4ZM37 95V97L35 98V96ZM40 95V96H39ZM116 95V96H115ZM140 95V96H139ZM198 95V96H199ZM231 95V96H230ZM262 95V96H261ZM7 96V97H6ZM77 96V97H76ZM122 96V97H121ZM131 96V97H130ZM139 96V97H138ZM175 96H176V98H175ZM178 96V97H177ZM187 96V97H188ZM257 96V97H256ZM11 97V98H10ZM26 97V98H25ZM33 97V98H32ZM63 97V98H62ZM98 97H99V99H98ZM119 97V98H118ZM143 97V98H142ZM147 97V98H146ZM172 97V98H171ZM264 97V96H263ZM25 99V100H23L22 101V99ZM101 98H103V99H101ZM145 98H146V100H145ZM173 98H175V99H173ZM218 98V99H217ZM38 99V100H37ZM79 99V100H78ZM84 99V100H83ZM88 99V100H87ZM110 99H112V103H111V100ZM115 99V100H114ZM129 99V100H130ZM133 99V100H134ZM202 99V98H201ZM221 99V100H220ZM225 99V100H226ZM239 99V100H238ZM9 100V101H8ZM17 100L19 101V100H21V101H19V102H17ZM33 100V101H32ZM55 100V101H54ZM86 100V101H85ZM100 100V101H99ZM102 100V101H101ZM128 99H127V101H129ZM130 101V102H127V103H130V104H132L133 103V105L135 104V100L134 101ZM137 100H139V101H137ZM149 100V101H148ZM150 100H152V102H150ZM170 100H171V104L169 103L170 102ZM7 101H8V103H7ZM12 101V103L10 104V102ZM48 101L50 102L49 104H48ZM73 101H74V103H73ZM147 103H146V102ZM23 102V103H22ZM24 102H27V103H29L28 105H31V106H29V107H26L27 109L28 108H32L31 109V111L30 112H28V113H26V114H24V113H22V114H24V115H22L21 114V108H16V107H18V106H23V105H26L27 103H24ZM40 102V103H39ZM58 102V103H57ZM119 102V101H118ZM6 103H7V105H6ZM55 103H57V104H55ZM99 103V104H100ZM126 103V104H127ZM146 103V105H144ZM155 103H157V104H155ZM159 103V104H158ZM244 103V104H243ZM5 104V105H4ZM16 104H19L18 106L16 105ZM43 105V107H39V106H41V105ZM63 104V105H62ZM149 104V105H148ZM151 104H155L156 106H153V105H151ZM199 104H201V102H199ZM34 105V106H33ZM35 105H37V107H35ZM57 105V106H56ZM119 105V104H118ZM138 105V104H137ZM161 105V106H160ZM20 106V107H21ZM46 106H47V108H46ZM56 106V107H55ZM96 106V105H95ZM140 106V107H141ZM152 106V107H151ZM25 106H23V108L22 109H24L25 110V108H24ZM35 107V108H34ZM116 107V106H115ZM160 107V108H159ZM233 107V108H232ZM254 107V108H253ZM18 109V110H20L19 112H18V110H16V109ZM37 108V109H36ZM40 108V109H39ZM45 109V110H43V109ZM114 108V107H113ZM26 109V110H27ZM29 110V109H28ZM33 110V111H32ZM43 111V112H41V111ZM102 110V111H101ZM15 111H17V112H15ZM41 113H40V112ZM52 111V112H51ZM163 111V112H162ZM231 111V112H230ZM102 112V113H101ZM168 112V113H167ZM33 113V114H32ZM36 113V114H35ZM38 113V114H37ZM22 116H21V115ZM49 114V115H48ZM58 116H57V115ZM60 114V115H59ZM32 115V116H31ZM46 115V116H45ZM24 116V117H25ZM46 118H44V117ZM101 117H105L106 118V120H103V119H101ZM160 117H162V119L160 118ZM256 117H258V118H256ZM113 118H115V117H113ZM159 121V122H158ZM258 121L260 122V124L258 123ZM92 123V124H89V123ZM100 122H102V123H100ZM167 122V123H166ZM256 122V123H255ZM264 122V121H263ZM2 123H5V124H2ZM100 123V124H99ZM55 124H57V122L55 123ZM88 124V125H87ZM104 124V125H103ZM106 124H108V125H106ZM259 124V125H258ZM87 125V126H86ZM91 125V126H90ZM103 125V126H102ZM236 125V126H235ZM258 127H257V126ZM261 125V126H260ZM264 125V124H263ZM89 126L90 127H92L91 128V130H93V132L94 133H92V138L91 139H88V138H86L87 137V135L86 134H88V131H89ZM161 126V127H160ZM163 126V127H162ZM260 126V127H259ZM82 127V128H81ZM105 127V128H104ZM162 129H160V128ZM256 127V128H255ZM57 128V129H56ZM101 128H104V129H101ZM261 128V131H259V129ZM63 129V130H62ZM234 129V130H233ZM262 129H263V131H262ZM102 130V131H101ZM161 130V131H160ZM168 130V131H167ZM257 130V131H256ZM35 131V132H34ZM230 131V132H231ZM33 132V133H32ZM53 132V133H52ZM82 132V133H81ZM102 132V133H101ZM30 133H32V134H30ZM38 133V134H37ZM73 133V134H72ZM98 133V134H97ZM159 133H162V134H159ZM34 134V135H33ZM24 135V136H23ZM55 135V136H54ZM164 135V136H163ZM155 137H157L156 135H155ZM163 137H164V139H163ZM166 137V138H165ZM238 137V138H237ZM37 138L35 139V140H33V141H36L37 140ZM251 138V139H250ZM46 139V140H45ZM63 139V140H62ZM243 139V140H242ZM84 141V143H83V141ZM140 140V141H139ZM12 141H13V143H12ZM78 141V142H77ZM165 141V142H164ZM245 143H244V142ZM95 142H97V141H95ZM244 143V144H238V143ZM98 143H100V142H98ZM141 143V144H140ZM68 146V147H67ZM257 146V147H256ZM72 147V148H71ZM141 147V148H140ZM2 149V150H0V153H2V155L4 154L3 152H4V150L5 149ZM80 147H78V149H79ZM94 148H97V147H94ZM113 148H115V147H113ZM168 148V147H167ZM128 150V151H127ZM53 151V150H52ZM57 151V150H56ZM60 151H62V150H60ZM127 151V152H126ZM114 152V153H113ZM116 152V153H115ZM5 153H6V151H5ZM57 153V152H56ZM55 152H54V154H52V155H55L56 154ZM59 153V152H58ZM127 153V154H126ZM157 153V152H156ZM240 153H242V154H240ZM1 155V154H0ZM117 155V156H116ZM243 155V156H242ZM79 157V158H78ZM146 157V158H145ZM113 158V159H112ZM148 158H151L150 160H153V159H155L154 161H156V162H154L155 164H154V166L153 167H151V166H148V165H146L145 167H143V168H137V167H139V166H137V167H135L134 165L135 164H131L132 162H131V160H134V159H138L139 160V162H144V161H148L149 159ZM58 161V162H57ZM207 161H209V163L207 162ZM217 161H218V163H217ZM255 161H257V162H255ZM113 162V163H112ZM208 163V164H206V163ZM108 163V164H107ZM204 164V165H203ZM107 165V166H106ZM199 165H200V167H199ZM214 165H216V166H214ZM132 166H134V167H132ZM107 167V168H106ZM194 167H196V168H194ZM204 167V168H203ZM205 167L207 168V170L205 169ZM99 168H101V169H99ZM114 168V169H113ZM116 168V169H115ZM180 169V170H178V169ZM182 168V169H181ZM193 168V169H192ZM208 168H210V169H208ZM220 168H221V170H222V172H219L220 174H218L217 175V172L220 170ZM65 169H63V172L62 173H64V170ZM104 169V170H105ZM123 169V170H122ZM129 169V170H128ZM147 169H149V170H147ZM200 169V170H199ZM205 169V170H204ZM217 169H219L218 171H216ZM10 169H8L7 171H9ZM75 170V171H74ZM80 170V171H79ZM95 170V171H94ZM143 170V171H144ZM155 170V171H154ZM210 170H212V171H210ZM213 170H215V173H214V171ZM11 171V170H10ZM62 171V170H61ZM71 171V172H72ZM83 171V172H84ZM187 171V172H186ZM197 171H196V173H197ZM203 171V172H202ZM206 171V172H205ZM46 172V173H45ZM48 172V173H47ZM70 172V173H71ZM62 173H60V174H62ZM23 175V174H22ZM43 175V176H44ZM175 175V176H174ZM169 176V177H168ZM164 177H165V180H164ZM170 180H169V179ZM173 178V179H172ZM233 178V179H232ZM24 179V178H23ZM19 180V183L17 182V181H15L14 183L12 182V183H10V186H11V188L14 186H16V187H20L22 184H24V183H26V182H28L29 180L28 179H24V180ZM57 179H58V177H57ZM205 179H207V180H205ZM28 180V181H27ZM43 180V179H42ZM44 180H47V179H44ZM176 180V181H175ZM21 181H22V183H21ZM209 183V184H208ZM215 183V184H214ZM208 184V185H207ZM213 184V185H212ZM210 185V186H209ZM224 185V186H223ZM151 186H154L153 188V192H159V190H160V185H159V182H157V181H155V180H153V182L151 183ZM175 186V185H174ZM173 186V191H175L174 193H173V191H172V193L171 194H167L169 197L165 200L166 202L168 201V206L170 207L171 205H172V207L170 208V210H168L164 215H163V217H165L166 215H169V216H173V223L175 224V226H176V222H174V221H176V219L180 216V214H178V213H180L179 211H183L184 209L185 210H187L190 206H192V205H190V203H189V201L190 200H188V202L186 201V202H182V201H179V199H178V197H177V192H176V190H175V187ZM206 186H207V188H206ZM221 186H223L222 188H220ZM244 186V187H243ZM210 187V188H209ZM209 188V189H208ZM216 188V189H215ZM220 188V190H217V189H219ZM13 189V191H10V192H7V191H4L5 189H2L1 191H2V193L0 194V210H1V208H2V205H5V206H8V205H10V204H12V203H15L19 198H25L24 196H26V194L22 197V196H20V194H16V189L14 190V188H12ZM242 189H243V191H242ZM263 189H264V186H263ZM213 192H212V191ZM216 190V191H215ZM219 191V192H218ZM4 192V193H3ZM204 192H202V193H204ZM210 192H212V193H210ZM242 193V194H241ZM262 193V192H261ZM263 193H264V190H263ZM261 194V195H259L260 197L262 196V198H260V200H263L264 201V194ZM3 194V195H2ZM175 194V195H174ZM210 194V195H209ZM212 194V195H211ZM18 196H20V197H18ZM156 196V195H155ZM151 197V196H150ZM147 198L143 203H141V204H145V203H148V202H153V204H156V200H159V198H157V196L156 197H151V198ZM171 197V198H170ZM240 197V198H239ZM189 197H187L186 199H188ZM248 198V199H247ZM4 199V200H3ZM6 200V201H5ZM15 200V201H14ZM240 200V201H239ZM240 202H242V203H240ZM185 203V204H184ZM190 205V206H187L188 204ZM107 203H103V204H101V205H99V209H103V207H105V205H106ZM140 204V205H141ZM187 204V205H186ZM244 204V206H242ZM262 204H264V203H262ZM82 205V204H81ZM182 206V207H181ZM264 206V205H263ZM244 207V208H243ZM59 209V208H58ZM52 210H55V209H52ZM90 210H93L92 208L90 209ZM184 210V211H185ZM25 211L26 212H28V214L29 215H32V216H34L35 214H37V213H35V210L34 209H32V208H26L25 209ZM85 211H86V208H84L83 207V209L79 212V213H85ZM50 212H52V211H50ZM174 214V215H173ZM80 215V214H79ZM177 215V216H176ZM40 217V216H39ZM77 219V217H74V218H70V217H68V216H66L64 219H63V221H61L56 227H53L52 228V232H50V233H48V232H46V234L44 233V234H39V235H37L36 233H33V232H30V233H25L24 232V234L22 233L21 234V236L19 237V238H17L18 240L16 241V243H15V240L16 239H14V240H6L5 242H3L1 245H0V252H2V251H5V250H8V248L9 249H12V250H9V251H11L12 253H15L16 255H17V253H19L21 256L23 255V253L20 251L19 252V250H18V248H21V247H25L24 245H30V246H32V244H33V247H34V249L33 250H30V251H28L29 253L30 252H32V251H34V250H36L37 248L38 249H40V250H42V245L43 246H45L46 244H53V246H55V249L57 248V246H58V243L61 241V239H54L53 238V236H51V234L52 235H55L54 234V232H53V230L54 229H59V228H61L62 226H64L67 222H73V221H75ZM235 220V221H236ZM235 224V225H234ZM21 225H23V224H21ZM11 226V225H10ZM240 226H242L241 228H240ZM20 227V226H19ZM228 227H230V226H226V227H222L220 230H222V231H225ZM13 228V227H12ZM15 228H17V227H15ZM177 228H179V227H177L176 226V231H173L171 234H170V236L169 237H164V238H162L161 239V241L160 242H162V243H160L159 242V245L157 244V246L156 245H151V244H149V245H151L150 247H153L155 250H146L145 248L144 249H140V250H129L127 253H124V254H122V256H120V258H119V261H116V264L118 263V264H183L181 261H183L184 260V258H185V255H186V251L185 250H187L186 248H184V247H180V242H181V234H179L180 233V228L179 229H177ZM231 229V228H230ZM133 229H131L130 231H128V232H131ZM127 232V233H128ZM221 232V231H220ZM175 233V234H174ZM180 235L179 237H177L178 236V234ZM106 233H103V232H97V233H91V234H88V236L89 237H92L93 238V236L92 235H95V237H97V235H101V236H103V235H105ZM176 234H177V236H176ZM220 234V233H219ZM218 234V236H220ZM33 235V236H32ZM44 235V236H43ZM172 235H173V237H172ZM175 235V236H174ZM33 238H32V237ZM43 236V237H42ZM75 236V235H74ZM80 236H87V234L86 235H80ZM236 236V239H234V237ZM31 237V238H30ZM179 238V239H178ZM171 239V240H170ZM174 239V241H172ZM165 240V241H164ZM178 240V241H177ZM22 241V242H21ZM168 241H169V243L170 244H172L170 247H168L167 246V243H168ZM177 242V243H176ZM178 242H179V244H178ZM6 243V244H5ZM8 243H9V246H7L8 245ZM27 243V244H26ZM36 243V244H35ZM175 243V244H174ZM11 244H13V246L11 245ZM16 244V245H15ZM17 244H18V246H17ZM179 246H178V245ZM3 245H6V246H3ZM37 245V246H36ZM15 246V247H14ZM13 247V248H12ZM4 248V249H3ZM6 248V249H5ZM182 248H183V250H182ZM3 249V250H2ZM180 249V250H179ZM2 250V251H1ZM131 251V252H130ZM141 251H143V252H141ZM56 252H58V250H55V251H53V253H51V257H50V259L51 258H53V256L55 255V253ZM17 255V258H20L19 256L20 255ZM28 254V253H27ZM130 254V255H129ZM124 255V256H123ZM24 256H25V253H24ZM140 256V257H139ZM182 257H184V258H182ZM22 258H23V256H22ZM23 261H24V264H29L26 260H18V262L16 263V264H22L23 263Z\"/></svg>", "mask_w": 264, "mask_h": 264}]
</instances>
